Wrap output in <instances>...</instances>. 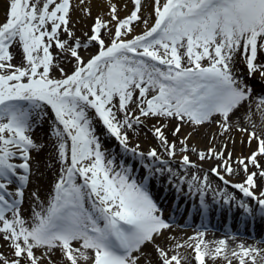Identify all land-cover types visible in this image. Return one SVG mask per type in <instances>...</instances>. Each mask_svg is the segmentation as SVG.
<instances>
[{"label":"snow or ice","instance_id":"obj_1","mask_svg":"<svg viewBox=\"0 0 264 264\" xmlns=\"http://www.w3.org/2000/svg\"><path fill=\"white\" fill-rule=\"evenodd\" d=\"M132 3L123 19L111 4L110 19L97 17L87 42H81L69 29L71 0H7L0 22V236L11 258L0 253V264H140L142 258L152 264L144 252L149 244L156 264H190L180 248L191 249L196 264L217 258L232 264L229 256L237 264H256L260 249L240 244L229 250L226 240L206 241L203 231L171 248L157 244L171 225L150 193L152 182L167 173V183L177 190L186 183L206 208L208 176H180L156 147L145 153L139 144L132 146L129 130L135 132L149 119L178 121L171 133L177 139L169 140L167 123L148 129L172 158L177 143L180 152L188 151L191 133L179 139L184 125L195 131L218 123L228 132L232 117L247 107L245 118L255 129L253 98L264 126V88L254 97L253 85L236 69L242 63L249 80L264 83V0H153L151 26L141 14L142 0ZM140 23L143 30L132 35L133 25ZM61 34L70 39L62 40ZM93 43L97 51L85 60L80 50ZM13 46L22 50L23 66L11 63ZM53 46L75 61L71 74L59 69L60 79L51 76L57 67ZM46 119L59 174L48 197L37 204L39 210L33 208L26 220L20 206L30 179L31 152L41 147L32 133ZM97 121L117 142L119 163L115 149H103ZM239 130L249 144L256 142V151L233 160L226 145L221 151L209 147L197 153L198 159L218 161L211 173L255 200L256 213L264 217V190L256 193L258 181H264V135ZM190 167L197 165L185 154L181 168L187 172ZM140 168L144 175L137 179ZM240 172L245 177L241 183L227 178ZM218 195L225 204L236 199L227 191ZM32 196L39 201L37 193ZM238 207L253 214L244 201Z\"/></svg>","mask_w":264,"mask_h":264},{"label":"bare ground","instance_id":"obj_2","mask_svg":"<svg viewBox=\"0 0 264 264\" xmlns=\"http://www.w3.org/2000/svg\"><path fill=\"white\" fill-rule=\"evenodd\" d=\"M75 2L77 4V7L75 8L72 14H74V17H81L83 15L82 12L84 10V6L79 4L80 0H75ZM111 4H115L117 6L118 12L125 11L128 6L127 0H110L103 7L102 10H109ZM108 18L110 17H106L105 21H107ZM80 40L82 41L81 38ZM237 59L239 60V57ZM260 62L264 63V55L260 57ZM242 65V63H237L236 65L238 75H241V73H243L245 83L254 84V92L259 93L261 89L264 88V83H257V79L255 77L252 80H249L247 78V70L245 69L244 72L241 71ZM251 108L253 109V111L256 112L255 98H253L251 102ZM246 111L247 107L241 108L240 111H238L235 116L232 117L231 121L234 122L236 127H244L248 130V132L256 131L255 129H253L252 123L248 122L245 118L244 114L246 113ZM146 121L149 123L146 125L148 129L153 124L167 123L168 127L167 129H165V132L168 135L169 140L177 139L172 137L171 133L174 129L176 122L178 121L161 120L158 122L155 119H149ZM215 124H210L213 132L210 133L208 131H201L200 129H198L195 134H191V137L187 141L188 151L185 152V154H187L190 157V160L194 163H202L205 170H211L212 167L216 166L218 161H200L198 159L197 153L200 151H207L209 147H215L217 151H221V148H219V145L217 147V144L223 142V139H221L219 136L220 132H223V129H221ZM255 124L257 125V133L264 135V128L262 127V129H258L259 122H255ZM148 137L152 138L153 135H148ZM183 137H185V135H179V139H182ZM246 137L248 136L246 135ZM135 144L140 145L141 151L145 153L147 152V150L145 149L146 146L141 145L139 142H136ZM152 144L158 146L159 142L153 137ZM232 144V141L226 143V145L228 146L227 151L232 153L233 160H237L242 156H248L251 152L256 151L257 148V144H249L248 142L243 145H234V147H232ZM108 147L110 149H115L116 156L121 157L120 148L118 147L117 142H108ZM192 148H195L196 152H192ZM176 154L178 155H175L173 158H171L168 164L169 167L177 171L180 176H187V178H191L193 174L198 173L197 175H199V171L195 167H190L187 169V172H185L183 169L173 166V163H176L178 160H181V157L183 156V154L180 152V145L178 143L176 148ZM260 162L264 164V157L260 158ZM42 168L43 167L41 161L39 162V165L36 166V168L32 169L31 167L30 179L24 189L25 195L29 191V186L31 185V192L37 193L39 197V201H37L36 198H34L33 196H30L25 200L23 197V202L20 208L21 215H25L23 217L26 220L31 219L32 215L30 213L32 207L35 206V203L38 204L39 202L44 201L48 197L54 182L58 178V175L53 177V174L46 176V173L42 170ZM142 173H144V170L140 168L135 173L136 178L140 179L142 177L140 176V174ZM242 174L243 172H240L237 175H241L242 177ZM204 175L205 174H200L199 176L203 178ZM207 176L209 187L204 195L205 204L207 205L206 208H201L200 206L199 193L196 196H192V198H185L184 192H182L181 195L177 196V193L174 192L177 190L174 184L167 183V173L152 182V184L150 185V193L157 205L160 206V208L162 207V209L164 210V212L162 213L163 218L168 221L171 225V228L164 232V236L157 239V244L171 248L172 246H174L176 241H180L181 243H183L184 241H187L189 237L195 236L197 231H203L205 233L204 239L206 241L218 242L219 240L224 239L227 241L229 250L237 248V246L240 244H243L246 247L260 249L261 251L260 254L257 256L256 264H264V217H261L256 213V201L251 198L245 199L242 195H238L227 190L224 187H220L218 185L219 181L216 179L218 177L216 175L214 176L211 171L210 174H207ZM230 177L227 178L230 179ZM258 184L261 188L264 189V181H258ZM180 189L187 191V184L185 183L181 185ZM223 191H227L229 194L235 196L236 199L231 203L225 205V203L223 202V198L218 195V193H221ZM256 193L257 195H259L257 189ZM168 198H171V200L167 203L166 200ZM239 201H244L253 208V214L251 216L245 213L243 209L238 207ZM36 210L38 211L39 208L37 207ZM216 246L217 245L214 243H209L210 248H214ZM152 249L153 246L149 244L144 248V252L150 254ZM179 251L189 256L190 264H196V262L191 258L193 255L191 249L181 248L179 249ZM0 253H2L4 256L11 258V249L8 246V243L3 240L2 236H0ZM37 255H39V252L37 253ZM58 257L59 253H57V257H54V259ZM150 259L152 261V264H156L155 258L150 257ZM229 259H231L232 264H237V260L234 257L229 256ZM80 264L85 263L83 262V260H81ZM140 264H147V261L142 258ZM206 264H227V261L223 258H217L215 260L207 259Z\"/></svg>","mask_w":264,"mask_h":264},{"label":"rangeland","instance_id":"obj_3","mask_svg":"<svg viewBox=\"0 0 264 264\" xmlns=\"http://www.w3.org/2000/svg\"><path fill=\"white\" fill-rule=\"evenodd\" d=\"M108 1H110V0H84V3H81V2L79 3V4L84 6V10L82 12L83 15L81 17H74L73 16L74 14H72V13L75 10V8L77 7L76 6L77 4H76L75 0H71L72 10H71V20H70V24H69V29L74 33L75 39L80 40V38H81L82 39L81 42H87V35H91L90 29L93 26L95 19L97 17H101L103 20H105L106 17H110V15L108 13L109 12L108 9L102 10ZM127 2H128V6H127L126 10L122 11V12L121 11L118 12V16L121 19L128 16L134 8L132 0H127ZM152 2H153V0H142L144 7H143L141 14L145 18L149 19V26H151V24L154 22V17H150V13L152 11V9H151ZM91 4H93V5H91ZM6 10H7V0H0V22H3L5 19ZM88 10H90V15L88 14ZM109 19L110 18H108V20ZM110 27H111V25H110ZM143 27L144 26L142 23L134 24L133 25L134 31H133L132 35L140 34L141 31L143 30ZM113 31H114V28H113ZM60 38L62 40L63 39H70L65 34H61ZM127 38L130 39L131 36H128ZM104 39L107 42V40H108L107 34L104 35ZM10 51L14 57V59L11 61V63L16 65V66H23V54H22L21 48L19 46H13L10 49ZM50 51L52 52L53 56L55 57L54 62L57 65V67L52 69L51 76L53 78H56V79L62 78V74L59 70L61 68L64 70V72L71 74V72L74 70V67H75L74 59L70 58L67 53L62 52L60 49L56 48L55 46H53L50 49ZM96 51H97V46L93 43L89 46L88 49H81L80 54L86 60L87 58L90 57V55L95 54ZM241 68H242L241 71H243V72L246 69V67L244 65H242ZM241 75H243V73H241ZM252 85L254 87V84H252ZM254 94H256V93L254 92ZM252 113H253L252 122H254V123L259 122L258 129L259 128L262 129V127L264 128V126L260 125L261 121L259 119V115L255 111H253V109H252ZM51 115L52 114L49 111V116H51ZM177 123L178 122H176V124ZM231 123H232V128L230 131L223 132V134H221L222 132H220V134H219L220 138L223 139L222 143L217 144V147L219 145V148H221L220 150H223L224 146L229 141H232V143H233L232 147H234V145H243V144L248 142V137H246L247 134L245 132H242L239 130L240 128H244V127H236V125L234 124L233 121H231ZM147 124H149V123L147 121H145V126L138 128L135 132L129 130L130 144L132 146L133 145L135 146L136 145L135 143L139 142L141 145L146 146L145 149L147 151L150 148L156 147L159 154L161 155L162 159L168 161V164H169L171 158L168 157V155L163 151V149L152 144L153 137L152 138L148 137V135L151 136L152 133L148 130V127L146 126ZM215 125L220 127L218 123H216ZM95 127H96V131H97V135L100 136V139L102 141L103 149L110 150V148L108 147V142H110V141L116 142L115 139L106 136L103 127L101 126V124L98 121L96 122ZM198 129H200L201 131H208L210 133L213 132L210 124L209 125L205 124V125L197 128L195 131H193V129L191 127L184 125V126H182V130H181L179 135H185L186 136L188 133L195 134V132L198 131ZM255 130H256V132L258 131L256 128H255ZM32 136H33V139L41 146L39 148V150H35V151L31 152L30 163H31L32 169L36 168V166H38L39 162L41 161L42 167H43L42 170L46 173V176L53 174V177H55L56 175L59 174V163L54 158L52 137L49 135V121L46 119L43 121V123H38L37 125H34V131L32 133ZM252 144H256V142L253 141ZM227 149H228V146H227ZM182 154L185 155V153H182ZM176 155H178V154H176ZM120 159H121V157L116 156L117 163H119ZM14 162L19 163L20 161L15 160ZM195 164L197 165V167H195V168H197V170L199 171V175L200 174H202V175L203 174H210V171H209L210 169L205 170L202 163H199V164L195 163ZM173 166L179 167L180 169H182L181 168V160H178L176 163H173ZM134 167H135V165H134ZM143 175H144V173L140 174V176H142V177H143ZM216 179L219 181L218 185L220 187H224L233 193H236L238 195L243 196V194L240 193L239 190L232 188L231 185H224L223 182L219 180V178H216ZM230 179H232L231 182L233 184L241 183L244 180V173L242 174V177H241V175H235L233 177H230ZM15 186L16 185L10 186V190L14 191ZM27 190H28V188H27ZM31 190H32V187L30 185L29 191H28L29 193L27 192L24 195V200L26 198L32 196ZM261 190H264V189L261 187L257 188L258 192H260ZM174 192L177 193L176 194L177 196L181 195L182 192H184L185 198H189V197L192 198V196H196L198 194V193H190L189 190L184 191L183 189L176 190ZM244 198L248 199L247 197H244ZM170 200H171V198H168L166 200V202L168 203V202H170ZM36 205L37 204L35 203V206L32 207L31 213H30L31 215H32L33 208H37ZM158 207L160 208V206H158ZM160 209L162 210V213H163L164 210L162 209V207ZM23 216H25V215H23ZM150 257L156 259V253L153 249L150 252ZM83 262L85 264H91V261H83Z\"/></svg>","mask_w":264,"mask_h":264}]
</instances>
